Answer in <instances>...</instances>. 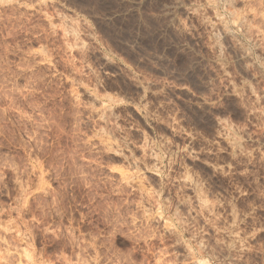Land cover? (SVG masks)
<instances>
[{"label":"rangeland","instance_id":"rangeland-1","mask_svg":"<svg viewBox=\"0 0 264 264\" xmlns=\"http://www.w3.org/2000/svg\"><path fill=\"white\" fill-rule=\"evenodd\" d=\"M0 264H264V0H0Z\"/></svg>","mask_w":264,"mask_h":264},{"label":"bare ground","instance_id":"bare-ground-1","mask_svg":"<svg viewBox=\"0 0 264 264\" xmlns=\"http://www.w3.org/2000/svg\"><path fill=\"white\" fill-rule=\"evenodd\" d=\"M208 2H209V0H208ZM132 3H136V1H132ZM211 3V2H210ZM217 3V2H216ZM225 3V2H224ZM134 5V4H133ZM216 13V12H215ZM220 15V14H219ZM221 16V15H220ZM222 18V17H221ZM217 21L220 23V24H223V20L221 21L220 20V17L217 19ZM225 22V21H224ZM226 24V23H225ZM222 26V25H221ZM226 27H228V26H226ZM229 28V27H228ZM229 30V29H228Z\"/></svg>","mask_w":264,"mask_h":264}]
</instances>
